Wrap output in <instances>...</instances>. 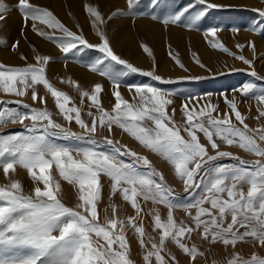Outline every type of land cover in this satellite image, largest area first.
<instances>
[{"label":"snow or ice","instance_id":"1","mask_svg":"<svg viewBox=\"0 0 264 264\" xmlns=\"http://www.w3.org/2000/svg\"><path fill=\"white\" fill-rule=\"evenodd\" d=\"M195 2L206 5L207 8L222 7L208 3L207 0ZM126 3L128 8L132 9L139 0H126ZM192 7L193 5L189 4L175 15H165L162 23H177ZM17 8L22 14L25 26L31 20L33 31H37V34L46 40H53L54 35L37 30V21L48 28L59 30L62 34L58 38L62 52L69 53L78 45L89 49L96 48L103 53L104 59L124 66L127 71L115 75L110 72L101 73L114 81L112 96L115 103L111 113L102 106V85L96 84L91 94L81 92V96L87 97L99 113L89 124L82 119L80 108L69 106V96L56 89L46 78L45 66L49 63V56L37 55V63L25 67L5 66L0 63V92L24 97L31 91L33 102L39 99L41 103H45L43 96L38 97L36 89L37 85H41L54 98L55 106L64 120L69 123L74 120L83 130L80 135L72 133L55 122L47 108L30 107L20 100L7 103L21 104L26 111L0 108V126L9 122L19 124L29 133L0 136V168L5 177L20 166L27 170L37 185L43 184V188L34 187L29 195L24 194L21 183L16 180L0 186V264H134L129 257L130 246L126 235L128 226H131L139 237L140 246L147 249L143 256L144 264H153V257L155 264H169L161 254L166 241L173 242L194 261L203 253L196 246H189L184 241L200 229L205 240L210 238L212 242H220L225 247L235 248L238 242L258 243L264 247V127L250 128L235 101L228 102L230 113L234 114L235 121L241 127L233 123L230 113L213 115L217 113L214 105H200L197 109L190 107V102H186L182 106L185 118L183 131L188 137L186 139L181 135V128L176 125L173 116L168 113V106L172 104V100L167 98L168 93L145 84L129 87L130 92L134 89V102L121 95L119 79L129 73H140L157 81H160L161 77L153 71H141L115 54L107 36L99 28V25L104 23V18L97 7L85 5L92 18V27L101 41L98 45H93L83 35L70 31L51 11L33 5L30 0H18ZM5 10V7L0 5V20L5 19L2 14ZM253 11L264 17V10ZM118 14L114 12L109 19ZM203 15L201 10L197 19ZM152 19L160 17L152 16ZM216 32V28H211L205 35L215 36ZM16 46L14 44L13 49ZM211 46L232 55L222 43L215 42ZM250 46L253 49L255 47L254 44ZM141 47L145 53L152 56V51L147 45L142 44ZM169 55H172L171 52ZM21 58L26 59L24 56ZM172 58L183 67L176 57ZM236 59L252 66V61L243 55L237 56ZM100 63L102 61L98 60L93 64L91 71H98ZM196 63L199 64L200 61L197 59ZM200 66L203 67L202 64ZM250 74L257 75L254 70ZM68 83L78 87L75 81L69 80ZM254 89L253 84L246 83L242 92L248 95L254 93ZM255 99L264 105V90L255 95ZM172 111L174 115L175 109ZM259 117H264V110L259 111ZM25 121L30 123L26 124ZM146 121L151 122L152 126ZM114 125L172 165L175 176L182 181L186 192L199 186L196 184V178L201 171L209 177L201 198L186 206L194 228L183 222L177 223L173 212L178 205L170 199L172 190L165 183L163 173L157 171L146 156L129 150L126 145L117 146L118 142L108 137L104 138V143L110 146V151H97L91 147L71 148L59 145L52 139L71 138L86 140L89 145H97L95 135L98 126L106 127L111 133ZM198 133L203 134L206 144L201 143ZM217 138L228 146H237L255 155L257 159L249 162L231 152L219 150ZM208 145L215 151V155L209 154ZM123 156L130 157V162L120 158ZM222 158H230L237 163H213ZM53 166L64 181L78 188L79 203L75 208L65 206L59 199L61 186L50 173ZM101 175L112 181L111 193L120 192L123 200L135 209L136 216L128 217L127 221L120 219L116 207L110 205L111 218L107 216L108 210L105 209L104 223H100L98 203L102 193ZM245 185L247 191L244 190ZM139 198L164 204L168 209L166 219H162L155 210L151 213L155 229L159 230L160 235L158 243L149 238L150 248L145 243L143 224L137 223V218L142 212ZM191 209H195L194 216ZM100 240L103 243H100ZM171 259L178 264L174 256ZM227 264H264V258H258L254 254L250 259H245L234 252Z\"/></svg>","mask_w":264,"mask_h":264},{"label":"rangeland","instance_id":"2","mask_svg":"<svg viewBox=\"0 0 264 264\" xmlns=\"http://www.w3.org/2000/svg\"><path fill=\"white\" fill-rule=\"evenodd\" d=\"M35 2L36 0H30L33 5L51 11L70 31L83 35L93 45H98L101 41L96 35V30L92 27V18L87 13L85 5L97 7L104 18V23L100 24L99 28L107 36L115 54L141 71H153L155 75L161 77V80L157 81L140 73H129L119 79L121 95L129 101L131 100L130 102H134L132 99L134 89L130 92L129 87L145 84L160 88L168 93L167 98L172 100V104L167 109L168 113L173 116L176 125L181 128V135L186 139L188 137L183 131L185 118L182 112V106L186 102H190L189 106L197 109L200 105H214L217 108V113H213V115H222L226 112L230 113L228 102L235 101L238 110L246 117L245 123L250 128L259 129L264 127V117H259V111L264 110V105L255 99V95L260 94L261 90H264V17H260L258 12L253 11V9L264 10V0H207L208 3L222 6L217 8H207L206 5L196 4L195 0H139V3L132 9L128 8L126 0H60V5L66 7L64 18H61L53 8L45 7ZM17 4L18 0H0V5H3L7 10L2 13L5 17L4 20L9 15L16 14L20 24L18 35L20 37L16 40L14 39L6 46H0V49L7 50L10 53L13 61L7 62L0 56V63L5 66L25 67L29 64H36L35 57L37 55H47L50 60L45 66L46 78L56 89L65 92L69 96L71 102L69 106L80 108L82 119L91 124L92 119L99 116L96 108L92 107L90 100L81 96V92L84 91L91 94L96 84L102 85V92L100 93L102 106L111 113L115 103V98L112 96L114 81L101 73L110 72L115 75L118 72L127 71V69L110 59H104L103 53L96 48L89 49L78 45L76 49L69 53L62 52L58 40L62 36L61 32L48 28L37 21V30L54 35V39L51 41L41 37L37 34V31H33L31 20L25 26ZM189 4L193 5V7L184 13L180 21L168 25L162 23L165 15H175ZM201 10H203L204 15L197 19ZM114 12L119 14L109 19ZM152 16L160 17V19H152ZM1 22L3 20H0ZM83 23L88 24V26ZM82 25L86 29L82 28ZM138 27H141L147 34L143 36ZM27 28L32 31L31 38H28L24 33ZM211 28L217 29L215 36H206L205 33ZM233 29H236V31H233ZM19 41L24 42L27 46L22 49L19 48ZM215 42L222 43L232 55L213 48L211 44ZM14 44L17 45L15 49H13ZM142 44L147 45L151 49L152 56L143 51ZM252 44L255 46L254 49L250 46ZM237 45H242L243 47L238 48ZM170 52L171 56L169 55ZM212 54H215L217 58H214ZM240 55L252 61V66L250 67L241 60L236 59ZM22 56L26 57V59H22ZM173 56L183 64V67L176 63V60L172 58ZM197 59L200 61L199 64L196 63ZM98 60L102 61L98 65V71H91L92 65ZM201 64L203 67L200 66ZM51 65L55 67L52 73L50 72ZM68 65L74 66V69L92 74L96 79L93 82L79 83L75 76L72 77L70 75ZM252 70L256 72V76L250 74ZM100 79L109 87V90L104 89L103 82ZM69 80L75 81L78 87L68 83ZM246 83H251L255 86L254 93L243 94L242 88ZM36 89L38 97L43 96L45 103H41L39 99L33 102L31 91L24 97L0 92V108L8 107L26 111L21 104L7 103L16 100H20L30 107L47 108L52 113L55 122L60 123L72 133L82 134L83 130L74 120L71 123L64 120L55 106L54 98L43 86L37 85ZM173 109H175L174 115ZM90 112L92 113L91 116L89 115ZM230 115H232L233 123L241 127L235 121L234 114L230 113ZM25 123L28 124L30 121H25ZM146 123L150 127L152 126L151 122L146 121ZM15 133L29 134L19 124L9 122L0 126V136ZM198 135L201 143L206 144L203 134L198 133ZM105 137L117 141V146L126 145L129 150L146 156L156 170L163 173L165 183L172 190L170 199L178 205L173 212L175 220L177 223L183 222L185 225L194 228V222L188 215L186 206L194 203L204 194L209 177L204 175L203 171L196 178V184L199 186L193 187L186 192L182 181L175 176L172 165L159 155L141 146L134 138L115 125L111 133L108 132L106 127L100 128L98 126L95 135V139L98 141L97 145H89L86 140L78 141L62 137H54L52 139L59 145L71 148L91 147L97 151H110V146L104 143ZM217 143L220 145L219 150L221 151L231 152L249 162L257 159L255 155L247 153L237 146H228L218 138ZM208 152L210 155H215V151L211 149L210 145H208ZM77 158L79 159L80 157ZM120 158L130 162V157L123 156ZM213 163L226 165L237 163V161L230 158H222ZM50 173L61 186L59 194L61 202L67 207L75 208L79 203L78 188L64 181L59 176L55 166L50 170ZM12 180L21 183L25 195L31 194L36 186L43 188L42 183L37 185L30 178L27 170L20 166H17L14 172H10L8 177H5L2 168H0V186L7 185ZM100 183L102 185L101 199L98 203L100 223H104L105 209L108 210L107 216L111 218L112 210L110 205L116 207L117 216L120 219L127 221L128 217L136 216L135 209L131 207L129 202L123 200L120 192L111 193L112 181L107 176L101 175ZM244 190L247 191V185L244 186ZM139 203L142 212L137 218V223L143 224L145 228V243L150 248L149 238L158 243L160 235L159 230L155 229L154 218L151 213L155 210L162 219H166L168 209L164 204L153 203L151 200L145 201L142 198H139ZM205 207H209V205H205ZM191 212L194 216L195 209H191ZM228 221L230 222V216ZM126 235L130 246V259L134 261V264H144L143 256L146 254L147 249L140 246L139 237L131 226L126 228ZM93 238L95 239V237ZM184 242L189 246H196L203 255L197 256L192 261L173 242L166 241L164 251L161 254L165 256L169 264H175L171 259L173 256L178 261V264H227V260L232 257L234 252L245 259H250L254 254L258 258H264V247L258 243L238 242L235 248L232 246L225 247L220 242H212L210 238L205 240L202 236V229L194 231L189 237L185 238ZM100 243H103V241L100 240ZM153 264H155L154 257Z\"/></svg>","mask_w":264,"mask_h":264},{"label":"bare ground","instance_id":"3","mask_svg":"<svg viewBox=\"0 0 264 264\" xmlns=\"http://www.w3.org/2000/svg\"><path fill=\"white\" fill-rule=\"evenodd\" d=\"M77 1H79V0H77ZM110 1H117V0H110ZM35 3L41 4L45 7L53 8V10L61 18H64L66 7L60 5V0H36ZM83 24L85 26H88V24H86V23H83ZM19 26H20L19 18L17 17L16 14L9 15V17L6 20H3V22L0 23V41H3V43H0V46H6L8 43L13 41L14 39L16 40L20 37V36L18 37ZM85 26L82 25V28L86 29ZM138 28H139V30L143 36L145 34H147V32L144 31L141 27H138ZM24 33L28 38L32 37V31L29 28H27V30ZM24 46H27V45L24 42L19 41V48L22 49ZM133 49H135V48H133ZM0 56L3 60H6L7 62L13 61V58H11V55H10V53L7 52V50L0 49ZM212 56H214V58H217L215 54H212ZM54 68H55L54 65L50 66V72L51 73L54 71ZM68 71L72 77L75 76L78 79L79 83L93 82L96 79V77H94V75H92V74L86 73V72L79 70V69H74V66H72V65H68ZM100 80L103 82L104 89L109 90V87L107 85H105L104 81L102 79H100Z\"/></svg>","mask_w":264,"mask_h":264}]
</instances>
